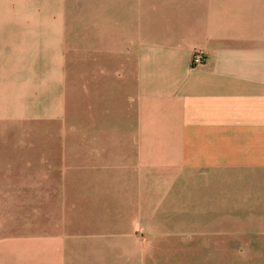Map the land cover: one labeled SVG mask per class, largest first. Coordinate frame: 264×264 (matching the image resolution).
Masks as SVG:
<instances>
[{"label": "crops", "instance_id": "0c3cea01", "mask_svg": "<svg viewBox=\"0 0 264 264\" xmlns=\"http://www.w3.org/2000/svg\"><path fill=\"white\" fill-rule=\"evenodd\" d=\"M62 121L108 142L94 153L128 140L136 185L194 187V264L222 247L264 264V0H0V211L29 187L39 207L70 200L74 162L45 149L60 135L74 156ZM126 213L153 218L152 188ZM66 227L65 261L54 227L1 236L0 264H72L74 240L98 244L83 264L145 262L137 231ZM25 249L31 261L16 257Z\"/></svg>", "mask_w": 264, "mask_h": 264}, {"label": "rangeland", "instance_id": "374dc122", "mask_svg": "<svg viewBox=\"0 0 264 264\" xmlns=\"http://www.w3.org/2000/svg\"><path fill=\"white\" fill-rule=\"evenodd\" d=\"M77 114L80 116V109ZM57 129L58 134L67 131L74 133V137H68L70 143L74 142V156L66 148L67 138L60 135L51 148L43 145H38L37 148L52 152L54 162H74L73 184L68 187L69 193L73 195L67 201H44L39 207L40 203L34 200L33 187H29L30 193L24 201L11 203L9 211H0V237L7 234L32 236L37 232L49 234L56 227L59 234L57 259L60 263V259L65 261L70 253L71 240L67 238V225L72 227L74 236L131 230L147 239L143 243V251L139 250L145 255L144 264H194L192 185H168L162 181H155L152 187L136 185L139 173L127 167L132 156L128 140H122L119 154L94 153V146L108 145V142L98 143L89 137H80V125L71 127L62 121L58 123ZM30 146L35 149L33 138L26 139V149ZM69 147L71 149L70 145ZM40 152L37 151V156H40ZM62 172L65 180V170ZM151 188L153 218H131L126 211H135L140 196ZM75 242H78L75 244L78 250L74 254L75 258L73 256L72 264H83L84 256L91 252L83 250V247L90 248L98 244L90 242L87 245L74 240ZM94 253L97 255V251ZM15 255L18 259L31 261L34 252L28 249L17 250ZM201 263L249 264L244 261L240 250L227 251L224 247L213 251L203 250Z\"/></svg>", "mask_w": 264, "mask_h": 264}, {"label": "built area", "instance_id": "2783aa9c", "mask_svg": "<svg viewBox=\"0 0 264 264\" xmlns=\"http://www.w3.org/2000/svg\"><path fill=\"white\" fill-rule=\"evenodd\" d=\"M205 62V56L202 52L197 51L194 53L192 58V64L193 65H201Z\"/></svg>", "mask_w": 264, "mask_h": 264}]
</instances>
